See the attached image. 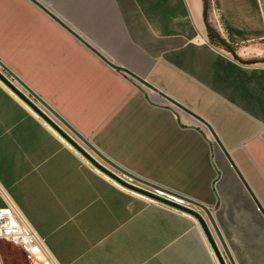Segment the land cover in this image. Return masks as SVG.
<instances>
[{
  "label": "crops",
  "instance_id": "crops-1",
  "mask_svg": "<svg viewBox=\"0 0 264 264\" xmlns=\"http://www.w3.org/2000/svg\"><path fill=\"white\" fill-rule=\"evenodd\" d=\"M34 1L205 121L264 210V63L215 47L202 0ZM208 15L239 59L264 58V0H210ZM63 26L31 0H0V60L113 162L209 207L235 264H264V217L207 127ZM7 201L57 264H218L191 217L116 186L0 83ZM0 264L27 262L0 248Z\"/></svg>",
  "mask_w": 264,
  "mask_h": 264
},
{
  "label": "water",
  "instance_id": "water-1",
  "mask_svg": "<svg viewBox=\"0 0 264 264\" xmlns=\"http://www.w3.org/2000/svg\"><path fill=\"white\" fill-rule=\"evenodd\" d=\"M34 4L39 6L50 18L56 21L58 24L63 26L53 15H51L46 9L40 6L36 1L31 0ZM209 10V0H202V13L205 27L216 42V44L228 53L233 59L237 60L243 65H252L257 63H264V58L261 60H241L237 57L235 50L232 46L227 44L213 29L207 21V14ZM64 27V26H63ZM69 33L75 36L80 42L94 55H96L105 65L109 68L121 72L131 79L137 81L143 86L149 88L159 96L163 97L179 108L183 112L193 116L199 122L207 127L210 131L214 141L221 149L231 168L235 172L239 181L243 185L244 189L251 197L255 206L264 217V210L260 205L259 201L253 194L248 183L245 181L237 166L229 156L228 152L221 145L216 135L212 131L211 127L198 116L191 113L171 98L164 95L161 91H158L155 87L142 79L136 77L125 68L118 66L108 61L103 55L96 51L93 47L87 45L83 40L74 35L70 30L64 27ZM0 83L5 86L18 100H20L35 116L43 121L52 131H54L61 139H63L77 154H79L91 167L100 172L101 174L108 177L111 181L118 184L129 192H133L140 196H143L153 202L161 204L167 208L175 210L177 212L186 214L191 217L200 227L204 234V237L212 250L218 264H235L229 250L221 236V233L216 225L213 218L212 212L206 205L176 193L172 190L166 189L160 185H157L151 181L143 179L123 167L119 166L103 153H101L83 134H81L75 127H73L62 115H60L51 105H49L40 95H38L29 85H27L20 77H18L11 69H9L0 60ZM164 195V196H163ZM166 196V197H165ZM175 200H179L182 203H178Z\"/></svg>",
  "mask_w": 264,
  "mask_h": 264
},
{
  "label": "built area",
  "instance_id": "built-area-1",
  "mask_svg": "<svg viewBox=\"0 0 264 264\" xmlns=\"http://www.w3.org/2000/svg\"><path fill=\"white\" fill-rule=\"evenodd\" d=\"M0 242L17 250L27 264H57L44 240L37 235L21 211L11 201H7L5 207L0 209Z\"/></svg>",
  "mask_w": 264,
  "mask_h": 264
},
{
  "label": "rangeland",
  "instance_id": "rangeland-1",
  "mask_svg": "<svg viewBox=\"0 0 264 264\" xmlns=\"http://www.w3.org/2000/svg\"><path fill=\"white\" fill-rule=\"evenodd\" d=\"M209 10H210V0H209ZM209 10H208V14H209ZM209 15H208V19H209ZM209 24L211 25V27L213 28V29H215V25H214V22L213 21H211L210 19H209ZM213 41V43H214V45H215V47L216 48H218V49H221L217 44H216V42L214 41V40H212ZM235 53L237 54V51L235 50ZM252 59H254V58H252ZM79 155V154H78ZM80 156V155H79ZM81 157V156H80ZM81 159L85 162V163H87L82 157H81ZM88 164V163H87ZM89 165V164H88ZM90 166V165H89ZM93 168V167H92ZM94 169V168H93ZM147 200V199H146ZM147 201H149V200H147ZM150 202V201H149ZM170 209V208H169ZM172 210V209H171ZM180 213V212H179ZM197 224V223H196ZM198 225V224H197ZM200 228V227H199ZM0 248H1V251L2 252H4L6 249H7V252H9V255H12L13 257H20L21 256V254L18 252V251H16L15 249H13L11 246H9L8 244H6V243H4V242H0ZM6 261H7V263H8V260L6 259Z\"/></svg>",
  "mask_w": 264,
  "mask_h": 264
},
{
  "label": "bare ground",
  "instance_id": "bare-ground-1",
  "mask_svg": "<svg viewBox=\"0 0 264 264\" xmlns=\"http://www.w3.org/2000/svg\"><path fill=\"white\" fill-rule=\"evenodd\" d=\"M63 140V139H62ZM64 141V140H63ZM64 143L67 145V146H69L65 141H64ZM70 147V146H69ZM71 148V147H70ZM72 149V148H71ZM97 171V170H96ZM98 172V171H97ZM100 173V172H99ZM101 174V173H100ZM101 175H103V174H101ZM104 177H106L105 175H103ZM108 180H110L108 177H106ZM111 181V180H110ZM111 182H113V181H111ZM114 183V182H113ZM116 186H118L119 188H121V189H123V190H125L124 188H122V187H120L118 184H116V183H114ZM127 191V190H126ZM129 192V191H128ZM130 193H132V194H134V195H136V196H139V197H142V198H144V199H147V198H145V197H143V196H140V195H138V194H135V193H133V192H130ZM164 196V195H163ZM166 197V196H165ZM170 199H173V198H170ZM147 200H149V199H147ZM173 200H175V199H173ZM150 202H153L152 200H149ZM175 201H177L178 203H182V202H180L179 200H175ZM153 203H155V202H153ZM183 205H185L184 203H182ZM186 215V214H185Z\"/></svg>",
  "mask_w": 264,
  "mask_h": 264
},
{
  "label": "trees",
  "instance_id": "trees-1",
  "mask_svg": "<svg viewBox=\"0 0 264 264\" xmlns=\"http://www.w3.org/2000/svg\"><path fill=\"white\" fill-rule=\"evenodd\" d=\"M213 39V38H212Z\"/></svg>",
  "mask_w": 264,
  "mask_h": 264
}]
</instances>
